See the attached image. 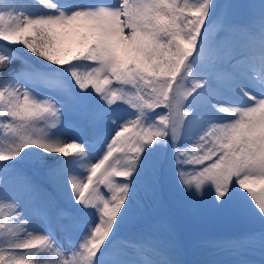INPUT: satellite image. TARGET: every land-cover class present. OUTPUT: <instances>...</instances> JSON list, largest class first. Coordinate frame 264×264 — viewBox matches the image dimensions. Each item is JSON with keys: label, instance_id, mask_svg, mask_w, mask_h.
I'll return each instance as SVG.
<instances>
[{"label": "snow or ice", "instance_id": "1", "mask_svg": "<svg viewBox=\"0 0 264 264\" xmlns=\"http://www.w3.org/2000/svg\"><path fill=\"white\" fill-rule=\"evenodd\" d=\"M166 184L264 264V0H0V264H183L147 218Z\"/></svg>", "mask_w": 264, "mask_h": 264}, {"label": "trees", "instance_id": "2", "mask_svg": "<svg viewBox=\"0 0 264 264\" xmlns=\"http://www.w3.org/2000/svg\"><path fill=\"white\" fill-rule=\"evenodd\" d=\"M217 2L223 4L225 0H217ZM245 2L246 0H233V3L238 5H243ZM247 14V9L243 7L233 10L235 20H242ZM76 114L79 117L82 113L76 112ZM82 124H85L84 121ZM20 167L33 181L57 197L45 181V168L30 161L24 162ZM16 189L19 190V188ZM57 203L63 206V201L59 198H57ZM209 208V200L193 202L178 189L170 191L164 186L160 192L159 202L155 205L151 203L148 205L147 218H163L167 222L172 236L177 241L183 264H207L211 261L209 255L214 252L203 251L201 246H204V243L213 238L236 235L252 227L242 219L227 214L213 213L208 210ZM136 227L132 225L126 230H135ZM220 262L230 264L231 261L225 258Z\"/></svg>", "mask_w": 264, "mask_h": 264}, {"label": "rangeland", "instance_id": "3", "mask_svg": "<svg viewBox=\"0 0 264 264\" xmlns=\"http://www.w3.org/2000/svg\"><path fill=\"white\" fill-rule=\"evenodd\" d=\"M80 2L88 3V2H91V0H80ZM80 118H82V119L80 120ZM71 119L76 120V121H80L81 123L84 121L85 125L87 123L86 118L84 117L83 114H79V117H78L76 113H73L71 115ZM92 162H96V160H93ZM165 186H166V189L167 190H170V191H175V189L177 190V188H175L171 184H166ZM21 192L24 193L23 194V199L25 200L26 203L27 202H35L34 195L28 194V193L24 192V190L22 188H19V190H18L16 188L14 189V188H12L10 186L9 189H8V194L15 195V194H19ZM55 196H57V193H55ZM57 198H59V197H57ZM131 230H125V232L122 233V235H126L128 233V231H131ZM203 245L204 246H201L203 251H206V250L210 251V249H208L206 247V243H204ZM209 256L211 257V259H210L211 261H209V262H212V261H219L220 262V261H222V259H225V258H228V260H230V261H234V260L240 258V257H236V256H233V255H230V254H227V253H222V252L221 253L214 252L213 254H211ZM178 258L182 261L181 254L179 255ZM244 258L253 261L254 264H260V261H261V253L259 252V250H256V251H254L252 253L246 254ZM209 262L207 264H209Z\"/></svg>", "mask_w": 264, "mask_h": 264}]
</instances>
